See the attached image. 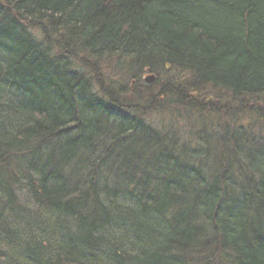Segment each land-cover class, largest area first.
<instances>
[{"label":"trees","instance_id":"1","mask_svg":"<svg viewBox=\"0 0 264 264\" xmlns=\"http://www.w3.org/2000/svg\"><path fill=\"white\" fill-rule=\"evenodd\" d=\"M258 126L264 0H0V264H264Z\"/></svg>","mask_w":264,"mask_h":264},{"label":"rangeland","instance_id":"2","mask_svg":"<svg viewBox=\"0 0 264 264\" xmlns=\"http://www.w3.org/2000/svg\"><path fill=\"white\" fill-rule=\"evenodd\" d=\"M145 117L146 116H142L141 118L142 119H145ZM147 122L148 121H150V122H152V123H154L152 120H151V118L150 117H148L147 119ZM145 120V121H146ZM171 118H166V122H165V126L166 125H169V123L171 122ZM176 120V119H175ZM159 121V120H158ZM160 122V121H159ZM161 123V122H160ZM170 125H174V122L173 123H171ZM259 127V126H258ZM260 128V127H259ZM262 128H260V130H261ZM183 131V127L182 126H180V131ZM261 133H263L264 134V129H262V131H260ZM252 135V137H250V136H247L249 139H245V142H248L249 141V143H247V145L246 146H248V147H251L252 149H253V152H255L256 153V155L258 156V155H260L261 156V154L264 152V146H259V145H262V142L260 143V144H258V136L256 135V134H251ZM182 137H183V135H182ZM253 147H252V146ZM263 148V149H262Z\"/></svg>","mask_w":264,"mask_h":264},{"label":"bare ground","instance_id":"3","mask_svg":"<svg viewBox=\"0 0 264 264\" xmlns=\"http://www.w3.org/2000/svg\"><path fill=\"white\" fill-rule=\"evenodd\" d=\"M7 37H8V36H6V35H5V36H3V38H5V41L7 40ZM7 45H8V42H7ZM152 78H153V76H152V75H149V76H147V77H146V81H147V82H150V81L152 80ZM168 145H169V148H170L171 150H173V151H174V148H173V146H172L171 142H168ZM150 183H151V182H150ZM137 198H138V196H137ZM34 247H35V246H34ZM34 247H33V248H34ZM35 250H36V251H40V249H39V248H36ZM65 259H66V256H65V257H63V259H62V260L64 261Z\"/></svg>","mask_w":264,"mask_h":264}]
</instances>
